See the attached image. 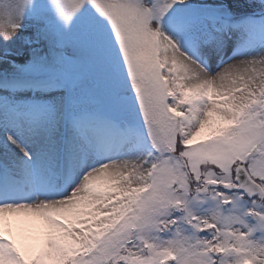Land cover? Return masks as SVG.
I'll return each instance as SVG.
<instances>
[{"label": "snow or ice", "instance_id": "snow-or-ice-1", "mask_svg": "<svg viewBox=\"0 0 264 264\" xmlns=\"http://www.w3.org/2000/svg\"><path fill=\"white\" fill-rule=\"evenodd\" d=\"M248 2L0 0V264H264Z\"/></svg>", "mask_w": 264, "mask_h": 264}, {"label": "rangeland", "instance_id": "rangeland-1", "mask_svg": "<svg viewBox=\"0 0 264 264\" xmlns=\"http://www.w3.org/2000/svg\"><path fill=\"white\" fill-rule=\"evenodd\" d=\"M235 4L239 5V7L237 8V11H245V9H242V5L245 6V8H247V11H253L254 8L252 6L249 5L248 0H234Z\"/></svg>", "mask_w": 264, "mask_h": 264}, {"label": "bare ground", "instance_id": "bare-ground-1", "mask_svg": "<svg viewBox=\"0 0 264 264\" xmlns=\"http://www.w3.org/2000/svg\"><path fill=\"white\" fill-rule=\"evenodd\" d=\"M242 7V9H245V11H241V12H245V13H250V12H252V11H247V8H245V6H241ZM229 63H235V61H229ZM215 67V66H214ZM221 67H223V66H221ZM216 71H219L220 69L219 68H216L215 69Z\"/></svg>", "mask_w": 264, "mask_h": 264}]
</instances>
